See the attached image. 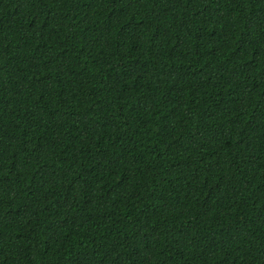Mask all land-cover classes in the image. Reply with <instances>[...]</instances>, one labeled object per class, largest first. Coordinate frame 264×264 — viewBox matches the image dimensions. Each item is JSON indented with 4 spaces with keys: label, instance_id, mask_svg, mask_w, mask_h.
I'll use <instances>...</instances> for the list:
<instances>
[{
    "label": "trees",
    "instance_id": "trees-1",
    "mask_svg": "<svg viewBox=\"0 0 264 264\" xmlns=\"http://www.w3.org/2000/svg\"><path fill=\"white\" fill-rule=\"evenodd\" d=\"M0 264H264V0H0Z\"/></svg>",
    "mask_w": 264,
    "mask_h": 264
}]
</instances>
